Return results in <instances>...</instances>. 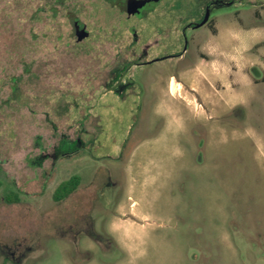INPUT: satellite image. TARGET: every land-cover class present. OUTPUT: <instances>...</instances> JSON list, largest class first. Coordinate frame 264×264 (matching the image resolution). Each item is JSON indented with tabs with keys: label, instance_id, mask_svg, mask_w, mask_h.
I'll use <instances>...</instances> for the list:
<instances>
[{
	"label": "rangeland",
	"instance_id": "rangeland-1",
	"mask_svg": "<svg viewBox=\"0 0 264 264\" xmlns=\"http://www.w3.org/2000/svg\"><path fill=\"white\" fill-rule=\"evenodd\" d=\"M227 23L264 0H0V264H264V56L214 116L158 104Z\"/></svg>",
	"mask_w": 264,
	"mask_h": 264
},
{
	"label": "crops",
	"instance_id": "crops-1",
	"mask_svg": "<svg viewBox=\"0 0 264 264\" xmlns=\"http://www.w3.org/2000/svg\"><path fill=\"white\" fill-rule=\"evenodd\" d=\"M222 29L220 35L217 24L211 27L210 35L201 42L202 53L192 61L185 60L182 52L163 56L180 67L179 74L169 75L166 92L171 100L161 97L158 103L172 119L185 118L184 110L191 103L201 114L214 116L224 107L241 103L242 94L253 87L241 62L264 56V45L250 50L253 42L264 39V26L227 23ZM255 34L260 37L254 39ZM242 86L248 89L243 91Z\"/></svg>",
	"mask_w": 264,
	"mask_h": 264
},
{
	"label": "trees",
	"instance_id": "trees-1",
	"mask_svg": "<svg viewBox=\"0 0 264 264\" xmlns=\"http://www.w3.org/2000/svg\"><path fill=\"white\" fill-rule=\"evenodd\" d=\"M88 34H89V32H88ZM131 62V61H130ZM129 62V63H130ZM119 65V64H118ZM117 65V66H118ZM26 68H25V70H27L28 69V67L27 66H25ZM116 69H118V72L119 71H123V69L122 68H119V66L118 67H116ZM117 72V71H116ZM117 72V73H118ZM11 79H12V88H13V91H17V89H18V84H19V81H18V78H17V75L15 76V75H12L11 77H10ZM61 140V139H60ZM125 144V142L123 143V145ZM60 149V144H58V146H57V150L59 151V153H66V152H70V151H72L73 149H70L69 151H61V150H59ZM79 184V176L78 175H76V174H74V175H71V176H69L68 178H66V179H63V180H61L57 185H56V187L54 188V190H53V193H52V197H53V199L54 200H60V199H62V198H64V197H66L67 195H69L76 187H77V185Z\"/></svg>",
	"mask_w": 264,
	"mask_h": 264
},
{
	"label": "flooded vegetation",
	"instance_id": "flooded-vegetation-1",
	"mask_svg": "<svg viewBox=\"0 0 264 264\" xmlns=\"http://www.w3.org/2000/svg\"><path fill=\"white\" fill-rule=\"evenodd\" d=\"M78 24V25H77ZM76 25L78 26V27H80V25H82V24H80L79 22L78 23H76Z\"/></svg>",
	"mask_w": 264,
	"mask_h": 264
}]
</instances>
